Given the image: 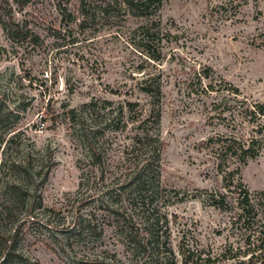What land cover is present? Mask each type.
<instances>
[{
    "label": "rangeland",
    "instance_id": "374dc122",
    "mask_svg": "<svg viewBox=\"0 0 264 264\" xmlns=\"http://www.w3.org/2000/svg\"><path fill=\"white\" fill-rule=\"evenodd\" d=\"M239 1L164 0L158 19L177 38L163 42V61L154 64L131 39L145 20L122 16L83 23V0H31L25 6L26 0H0V105L4 115L12 113L0 124V210L15 211L2 228L17 234L18 254L31 264L137 263L113 211L122 207L145 228L141 208L125 196L116 203V194L130 166L134 121L153 106L140 84L152 75L162 81L163 197L173 198H164L161 207L170 220V248L182 264L187 231L197 230L204 249L226 244L229 215L203 202L206 191L223 186L206 142L241 132L217 119L210 124L189 81L194 68L208 67L217 80L264 104V0H248L235 15ZM103 101L113 103V122L86 140L82 121L73 120L71 111L84 114L85 105ZM126 102L139 106L122 118ZM250 135L246 131L244 138ZM241 176L264 205V147Z\"/></svg>",
    "mask_w": 264,
    "mask_h": 264
},
{
    "label": "trees",
    "instance_id": "16d2710c",
    "mask_svg": "<svg viewBox=\"0 0 264 264\" xmlns=\"http://www.w3.org/2000/svg\"><path fill=\"white\" fill-rule=\"evenodd\" d=\"M14 1L18 3L19 0ZM29 1L31 0H26L22 6ZM87 2L88 0H83V23L95 22L98 18L114 21L122 16L145 20L146 23L133 33L131 39L136 46L135 50L148 62L161 63L163 42L177 38L171 31H165L158 19L164 0H97L93 7L88 6ZM247 2L248 0H240L233 7L235 15ZM60 10L64 15L70 16L66 6H60ZM4 29L11 35L7 26ZM194 70L189 89L202 101L210 124L217 119L233 132H241V137L218 135L206 142L216 159L223 186L221 190L206 191L207 197L203 202L229 215L226 244L220 249H204L197 240V230L187 231L184 234L185 242L180 248L182 264H264V205L257 204L241 176L242 167L249 161L258 159L264 147V104L249 101L243 97L239 88L224 80H217L213 77L211 68ZM140 84L141 91L153 100V106L146 116L141 110L138 119L134 121L138 127L127 149V162L130 166L126 167V174H123L124 180L116 194V203L125 196L130 206L140 207L144 212L142 223L145 228L141 230L122 207L115 209L113 215L121 226L129 248L134 250L136 264H179L176 253L170 248L169 216L161 207L164 198H173L171 194L170 197H163L167 190L162 185L161 175L162 154L165 150L160 134L161 76L152 75ZM138 106V103L126 102L120 111L121 117L136 112L135 108ZM84 109V114L72 110V118L82 121L79 124L82 132L85 131L83 137L86 140L98 138L102 135L101 125L106 127L113 122V103L91 102ZM11 115L12 113L4 115L0 105V124ZM89 122L96 127H87ZM127 126L128 122L123 128L126 129ZM246 131L251 133V139L244 138ZM232 163H236L238 167L232 169ZM12 188L14 191L20 190L18 185H13ZM173 195L174 198H179L176 191ZM13 212L12 207L0 210V264H31L23 255L18 254L15 246L17 234L14 232L12 237V232L7 235L2 228L5 220L11 221L14 218Z\"/></svg>",
    "mask_w": 264,
    "mask_h": 264
}]
</instances>
